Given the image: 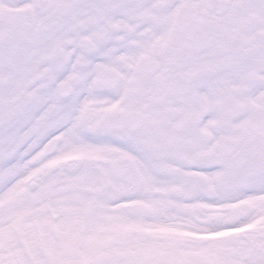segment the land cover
<instances>
[{
    "label": "snow or ice",
    "instance_id": "1",
    "mask_svg": "<svg viewBox=\"0 0 264 264\" xmlns=\"http://www.w3.org/2000/svg\"><path fill=\"white\" fill-rule=\"evenodd\" d=\"M0 264H264V0H0Z\"/></svg>",
    "mask_w": 264,
    "mask_h": 264
}]
</instances>
